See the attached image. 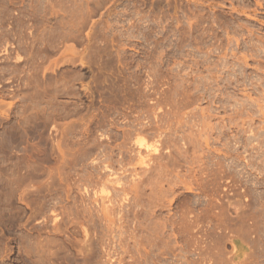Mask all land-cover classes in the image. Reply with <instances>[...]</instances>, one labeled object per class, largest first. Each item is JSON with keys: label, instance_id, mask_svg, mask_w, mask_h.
Wrapping results in <instances>:
<instances>
[{"label": "rangeland", "instance_id": "1", "mask_svg": "<svg viewBox=\"0 0 264 264\" xmlns=\"http://www.w3.org/2000/svg\"><path fill=\"white\" fill-rule=\"evenodd\" d=\"M0 264H264V0H0Z\"/></svg>", "mask_w": 264, "mask_h": 264}]
</instances>
